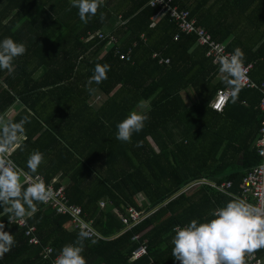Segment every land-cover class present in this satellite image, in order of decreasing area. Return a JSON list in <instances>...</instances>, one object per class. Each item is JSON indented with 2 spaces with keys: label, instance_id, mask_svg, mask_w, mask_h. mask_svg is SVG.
Instances as JSON below:
<instances>
[{
  "label": "trees",
  "instance_id": "trees-1",
  "mask_svg": "<svg viewBox=\"0 0 264 264\" xmlns=\"http://www.w3.org/2000/svg\"><path fill=\"white\" fill-rule=\"evenodd\" d=\"M149 1L104 0L103 7L85 24L69 0H0V39L11 37L25 46L24 54L14 59L12 72L0 70V118L21 100L30 103L32 113L26 109L17 119L27 115L34 122L25 141L14 149L13 158L27 172L29 154L40 152L41 165L32 175L41 173L48 182L61 171L67 176L65 190L70 201L82 207L87 220L105 237L81 242L87 264H177L170 243L174 227L191 219H210L212 209L240 193L246 171L261 161L256 141L264 118L258 108L262 93L241 86L234 103L230 97L222 112L212 109L210 102L217 90L228 88L222 79L214 82L219 64L206 55L195 35L181 33L175 39L178 28L169 16L154 24L157 9ZM184 1L177 3L190 10L197 24L216 41L237 31L229 18L220 25H208L199 7ZM245 1L259 3L252 13L259 22L253 27L257 37L245 44L236 34L227 49L240 48L244 64L253 63L251 78L262 82L264 0ZM98 31L107 37H90ZM111 35L118 42H111ZM117 49L122 53L130 50L131 60L121 59ZM155 52L170 59L169 63L159 62L153 57ZM96 64L109 65L107 78L92 85L95 91L89 93L86 82ZM45 89L59 94L63 117L58 123L53 124L52 117L42 116L35 108ZM187 89L194 102L186 101ZM100 96L107 98L94 104ZM142 100L150 102L143 112L148 117L144 127L128 142L117 140V123ZM202 177L217 183L231 181L232 185L228 193L204 186L171 199L185 184ZM55 185L62 183L56 181ZM139 195L147 209L171 200L120 234L124 227L120 214L129 206L139 208ZM36 208L28 222L37 227L41 246L29 244L24 229L15 219L10 223L0 211L5 231L15 239V245L0 257V264H47L42 246L50 245L57 255L63 246L77 242L79 231L69 225L68 216L43 203L37 202ZM136 234L140 240L133 241ZM144 239L147 254L131 260ZM255 252L264 258V248Z\"/></svg>",
  "mask_w": 264,
  "mask_h": 264
},
{
  "label": "clouds",
  "instance_id": "clouds-1",
  "mask_svg": "<svg viewBox=\"0 0 264 264\" xmlns=\"http://www.w3.org/2000/svg\"><path fill=\"white\" fill-rule=\"evenodd\" d=\"M77 9L82 23L88 21L103 7L104 0H69ZM102 15V13H101ZM25 46L11 37L0 39V70L13 71V61L23 55ZM215 63V61H214ZM218 73L222 82L231 89V102L238 98L241 78L245 75L244 53L234 48L231 53L221 55ZM109 65L96 64L93 74L86 82L89 93L95 91L92 85H99L107 78ZM148 119L145 113L131 111L116 125V139L128 142L133 133H138ZM28 118L13 122L0 118V157H5L24 134ZM40 152H32L26 160L27 172L23 173L0 158V211L7 219L20 221L36 212V203H46L53 197L51 186L42 180L33 179L42 162ZM210 219H191L184 225L174 227L171 237V255L179 264H244V256L264 248V209L244 199L233 196L223 206L212 209ZM88 238V232L81 230L77 242L63 246L53 264H87L82 255L81 242ZM95 243V241H92ZM15 245L14 235L5 231L0 221V257Z\"/></svg>",
  "mask_w": 264,
  "mask_h": 264
},
{
  "label": "built area",
  "instance_id": "built-area-1",
  "mask_svg": "<svg viewBox=\"0 0 264 264\" xmlns=\"http://www.w3.org/2000/svg\"><path fill=\"white\" fill-rule=\"evenodd\" d=\"M148 5L152 8L157 9L156 14L152 17V21L154 24L162 19V17L169 16L178 28V32L176 33L174 38L178 39L181 33L195 35L197 44L206 49V55L208 57H211L213 61H215V63H218L219 57L221 55L231 53L227 49L226 43L219 42L213 39L211 33L206 28L197 24V21L191 15L190 10L181 8L177 3V0H150L148 2ZM96 35L100 39H105L107 37L101 31H98L95 34H91L90 37ZM110 41L113 43L118 42L116 37L113 35L110 36ZM116 55H119L121 59L131 60L130 50L127 53H122L119 51V49H117ZM153 57L158 58L159 62L169 63L170 61V59L168 58L161 57L159 52H155L153 54ZM244 67L245 75L241 78V85L242 87L257 89L262 93V98L260 100L258 108L264 114V80L262 82H257L251 78V71L253 69L252 62L249 64H244ZM230 97V88H219L213 96L210 102V106L215 111L222 112ZM256 148L259 156L261 157V161L259 164L246 171L242 180L240 193L233 196L244 199L246 202L264 209V118L261 122L259 137L256 141ZM13 151L14 148L12 147L9 149L5 157L0 158L5 159L6 162H10L11 165L18 169L20 172L26 173V171L23 170L14 160ZM30 175L33 179L42 180L46 186H51L53 197L48 202L43 203L45 206H49L58 214L68 216L70 219L69 225L79 232L81 230L87 231L88 239H92L95 237L105 239V237L101 233H99V231H97L93 224V221L87 220L82 207L70 201L64 185L56 186L55 180H51L48 182L46 178L41 174ZM231 185V181L217 183L211 179L202 177L185 184L181 190H179L177 193H175V195H173V197H171V199H174L181 194H191L204 186H209L215 188L220 192L228 193V189L231 187ZM171 199H168L162 204L151 209L145 208L143 204H140L139 208L135 206L127 207L125 209V212L120 214V220L124 226L120 234L138 226L149 216H151L155 211H157L159 207L166 205ZM100 205L104 207L105 202H100ZM14 222L24 229V233L26 238L28 239L29 244L35 246L42 245L41 240L37 234V227L28 222L27 216L20 221L14 220ZM132 240H140V235H134ZM145 254H147L146 239H144L141 242L140 246L133 252L131 260L138 259ZM57 255L54 254V250L50 245L42 246V257L47 264H53V261ZM177 264H179V262ZM244 264H264V258L258 256L255 251L250 254L246 253L244 256Z\"/></svg>",
  "mask_w": 264,
  "mask_h": 264
},
{
  "label": "crops",
  "instance_id": "crops-1",
  "mask_svg": "<svg viewBox=\"0 0 264 264\" xmlns=\"http://www.w3.org/2000/svg\"><path fill=\"white\" fill-rule=\"evenodd\" d=\"M184 4L185 5L190 4V6L192 5V7H194V6L199 7L200 15H203V14L205 15V17L208 21V25H212V24L220 25V23H224L225 18H229L230 23L233 21L237 31L233 30L232 31L233 33L231 32L230 36L226 40L222 41L226 44L229 43L230 41H232L235 38L236 34H238V36H240L239 40H242L243 43H245V44H249V43L255 41L254 40L255 37H257V34L254 35L255 34V31H254L255 27L254 26L258 25L259 22L255 19V17L253 19V16H252V13L255 12L256 9H258L259 3L257 1L246 2L245 0H243L241 2L235 3L233 0H195L193 2L191 0H188V1L185 0ZM241 28L247 29L248 31L245 30V33H243ZM222 32L226 33L227 29L225 28ZM243 43H241V44H243ZM39 74H41V71L37 73V76ZM220 80H221V74L218 73L215 76L214 82L216 83ZM48 90L49 89L43 90V91H45V93L41 92L40 101H36V103H35L36 107L35 108L39 112H42L41 113L42 116L52 117V123L55 124V123H58L61 121V119L63 117V113L60 112V109L58 107L59 101H57V99L59 97V94H57L55 92H53V93L47 92L46 93V91H48ZM184 96H185V99L188 103L195 101V97H194V95L190 89H187L184 92ZM106 98H107L106 96L97 97L94 100V104L100 105L106 100ZM143 102H145L144 104H146V105H144V107L142 108L141 106H143L142 105ZM43 104L46 106L43 107ZM29 107H30V103H26V102L21 101V100H16L11 106H9L7 108V110L4 112V114L2 115L1 118L11 120L13 122L19 121L17 119V117L24 110L27 109V110H29L30 114L32 113V110H30ZM149 107H150V102L147 100H142L135 106V108L133 110L140 112V113H143L146 110H148ZM55 110H57V111H55ZM70 115H71V112H70ZM24 117L28 118L27 123H25V125H24L25 131H24L23 136L20 138L19 142L13 147L14 149L18 148L21 145V143H23L25 141V139L27 138L26 131H29V130L34 128V122L29 121L30 117H28L27 115H24ZM69 122H71V120ZM69 138H71V133L69 135ZM45 157H47V155ZM43 162L47 163V158H45V161L43 160ZM39 174H41V173H39ZM52 180L60 181L62 183V185L65 186V185H67L69 179L67 178V176H64L62 174V171H61V172L56 173L54 175V177L52 178ZM139 197H142V196L139 195L138 198Z\"/></svg>",
  "mask_w": 264,
  "mask_h": 264
},
{
  "label": "rangeland",
  "instance_id": "rangeland-1",
  "mask_svg": "<svg viewBox=\"0 0 264 264\" xmlns=\"http://www.w3.org/2000/svg\"><path fill=\"white\" fill-rule=\"evenodd\" d=\"M145 102H143V106H141L142 108L144 107V105H146V104H144ZM139 202H140V204H143V203H145L144 202V198L143 197H139ZM145 206V205H144Z\"/></svg>",
  "mask_w": 264,
  "mask_h": 264
}]
</instances>
